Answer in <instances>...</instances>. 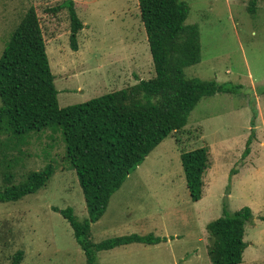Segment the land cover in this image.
<instances>
[{
	"label": "rangeland",
	"instance_id": "obj_1",
	"mask_svg": "<svg viewBox=\"0 0 264 264\" xmlns=\"http://www.w3.org/2000/svg\"><path fill=\"white\" fill-rule=\"evenodd\" d=\"M66 0H0V57L32 7L44 32L61 108L86 103L155 77L139 0H74L84 24L78 51L70 44ZM190 7L186 24L198 25L201 63L185 70L187 79L242 86L240 95L203 99L188 125L167 137L111 198L107 212L92 225L95 243L126 235L154 234L159 245L132 244L99 253L98 264H212L207 226L223 215L249 207L248 248L243 263L264 264V0L251 15V0H182ZM1 106V99H0ZM254 122V125L252 124ZM249 140L251 144L248 145ZM206 147L210 168L202 200L191 199L181 154ZM250 149V153L245 155ZM15 182L52 164L49 184L18 202L0 203V264H87L73 229L54 208H72L88 217L83 190L65 159V144L51 131L33 134L22 148ZM10 157L21 155L11 151ZM0 153V189L4 168Z\"/></svg>",
	"mask_w": 264,
	"mask_h": 264
},
{
	"label": "trees",
	"instance_id": "obj_2",
	"mask_svg": "<svg viewBox=\"0 0 264 264\" xmlns=\"http://www.w3.org/2000/svg\"><path fill=\"white\" fill-rule=\"evenodd\" d=\"M257 3L250 1L251 15H255ZM139 8L155 77L86 103L59 106V92L35 8L26 13L0 57V153L5 164L0 203L18 202L49 184L56 171L52 164L43 171L29 172L19 183L13 170L22 164V148L29 145L33 134H59L65 144V159L83 190L88 217L79 220L72 208L54 211L70 224L87 264H98V255L104 251L167 242V238L154 234H132L95 243L92 225L102 219L112 196L147 157L172 133L188 125L191 113L203 99L217 94L240 95L242 89L233 83L186 78L185 70L202 61L199 26L186 24L190 13L186 2L139 0ZM62 9L69 13L71 48L78 51V36L85 26L74 0H66L50 11ZM11 151L21 157H10ZM249 153L248 148L245 155ZM181 162L191 199L198 202L203 198L204 176L210 168L209 150L201 147L185 151ZM254 217L249 207L237 212L224 208L223 215L208 224L212 264L243 263L248 247L246 227ZM23 257L24 252H18L12 264H21Z\"/></svg>",
	"mask_w": 264,
	"mask_h": 264
},
{
	"label": "crops",
	"instance_id": "obj_3",
	"mask_svg": "<svg viewBox=\"0 0 264 264\" xmlns=\"http://www.w3.org/2000/svg\"><path fill=\"white\" fill-rule=\"evenodd\" d=\"M247 248H248V247H247ZM243 258H244V257H243ZM250 261L253 262V260H250ZM243 262H244V261H243ZM251 262H250V263L245 262V264H253V263H254V262H253V263H251Z\"/></svg>",
	"mask_w": 264,
	"mask_h": 264
}]
</instances>
